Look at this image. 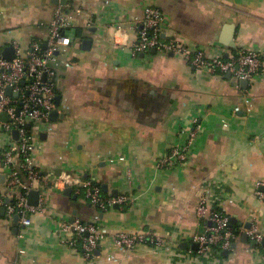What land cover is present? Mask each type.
<instances>
[{"label":"crops","instance_id":"1","mask_svg":"<svg viewBox=\"0 0 264 264\" xmlns=\"http://www.w3.org/2000/svg\"><path fill=\"white\" fill-rule=\"evenodd\" d=\"M150 4L192 50L228 58L252 49L264 58V0H0V52L18 45L26 53L33 41L44 42L59 6L71 17V44L51 63L62 116L35 127L36 166L50 179L73 174L108 185L107 195L137 197L103 211L73 189L67 195L69 187L35 182L45 205L29 226L0 209V264H264L263 243L243 239L248 223L264 234V71L244 83L172 53L134 57ZM194 120L201 131L187 164L158 168L160 157L186 142ZM5 144L0 129V193ZM201 196L237 221L231 249L215 259L193 247ZM62 220L100 225L106 238L93 258L67 242ZM128 230L159 234L167 245L126 250L115 234Z\"/></svg>","mask_w":264,"mask_h":264},{"label":"built area","instance_id":"2","mask_svg":"<svg viewBox=\"0 0 264 264\" xmlns=\"http://www.w3.org/2000/svg\"><path fill=\"white\" fill-rule=\"evenodd\" d=\"M70 25L71 17L59 6L44 42L33 41L26 53L15 45V57L12 60L5 58L0 52V113L8 115V119L0 123L1 132L6 138L3 163L8 169L7 187L0 193V208L4 207L9 217L18 216L23 226L32 223L31 213L44 209L43 197H40L38 205L28 202L29 193L35 189L34 183L38 181L43 182V186L50 184L60 189L70 187L77 195H82L103 211L116 205H133L137 198L129 193L107 195L100 185L73 174H61L50 179L36 166L35 127L48 123L51 112L56 109L55 69L51 63L57 59V53L70 46L71 40L65 34V29ZM120 30L119 26L117 44L121 43L118 37ZM151 49L183 56L192 67L207 70L212 75L231 74L237 79L250 81L264 71L262 54L252 49L243 50L228 58L211 57L201 48L192 50L178 36L167 32L163 11L150 4L145 8L144 18L138 27V39L132 44L131 52L137 57ZM8 88H12V92L17 95H9ZM28 124L31 128H28ZM14 131L18 132L17 139L14 137ZM200 131V124L194 120L186 142L174 145L158 159L156 166H185ZM258 194L262 195L260 192ZM197 217L201 221L202 231L194 234L192 241L198 244V255L215 259L223 251L231 249L237 233L231 217L219 208L213 199L201 196L197 205ZM59 227L61 232L70 235V238L66 239L67 242L72 247L80 248L87 259L94 257L101 242L106 238V234L96 222L62 220ZM245 231L249 238L259 244L263 243L264 234L259 232L257 227H249ZM115 239L119 246L129 251L142 244L151 245L157 250L167 245L163 236L147 231H120L115 234Z\"/></svg>","mask_w":264,"mask_h":264},{"label":"water","instance_id":"3","mask_svg":"<svg viewBox=\"0 0 264 264\" xmlns=\"http://www.w3.org/2000/svg\"><path fill=\"white\" fill-rule=\"evenodd\" d=\"M56 3H59V0H54ZM61 2L63 3V4H65L66 2H67V0H61ZM87 43H90V40L89 39H87V40H85V44H87ZM229 44H231V45H233L232 43H229ZM46 46V45H45ZM153 50H156V49H153ZM2 54L4 55V57L5 58H7V59H9V60H12V59H14V57H15V47L13 46V45H11V46H8V47H5L4 48V51L2 52ZM43 79L45 80L46 79V75H44L43 76ZM242 82H244V83H248V81L247 80H242ZM8 94L9 95H17L16 93H13L12 92V88H8ZM59 99H60V97L59 96H56V99H55V101H56V104L58 105L59 104ZM20 111V108L18 109V112ZM60 115V113H59V111H58V109L56 108V109H54L52 112H51V117L53 118V117H56V116H59ZM60 116H62V115H60ZM0 119H2L3 121H6L7 119H8V115L6 114V113H0ZM28 128H31V125L30 124H28ZM14 133V137L17 139L18 138V132L17 131H14L13 132ZM103 190L105 191V192H107L108 191V185H106V184H104L103 186ZM72 188H67L66 190H65V193L67 194V195H72ZM113 194H114V196H117L118 195V191H113ZM39 199H40V191H38V190H36V189H32L31 191H30V193H29V197H28V202H29V204H31V205H38V203H39ZM115 207H118V205H116ZM0 209H3V210H5V208L4 207H1ZM15 218H16V220H18V216H15ZM231 222H232V224H236V219L234 218V217H232L231 218ZM251 225H250V223H248L247 225H246V228H249ZM243 239L245 240V241H248L249 240V236L247 235V233H244L243 234ZM252 241V243L254 244V245H256L257 244V241L256 240H251ZM263 245H264V241H263ZM233 246H235V243H234V245ZM193 247L194 248H196V249H198V244L196 243V245H193ZM224 253H227V250H225L224 251Z\"/></svg>","mask_w":264,"mask_h":264},{"label":"trees","instance_id":"4","mask_svg":"<svg viewBox=\"0 0 264 264\" xmlns=\"http://www.w3.org/2000/svg\"><path fill=\"white\" fill-rule=\"evenodd\" d=\"M233 228H234V229H236V228H237V226H234V225H233Z\"/></svg>","mask_w":264,"mask_h":264}]
</instances>
